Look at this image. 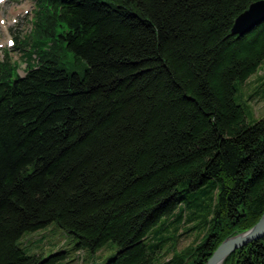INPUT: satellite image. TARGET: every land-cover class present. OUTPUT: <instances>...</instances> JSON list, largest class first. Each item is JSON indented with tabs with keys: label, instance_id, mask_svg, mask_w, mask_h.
Returning a JSON list of instances; mask_svg holds the SVG:
<instances>
[{
	"label": "trees",
	"instance_id": "trees-1",
	"mask_svg": "<svg viewBox=\"0 0 264 264\" xmlns=\"http://www.w3.org/2000/svg\"><path fill=\"white\" fill-rule=\"evenodd\" d=\"M256 1L34 0L14 38L24 76L0 60V264L65 260L19 246L51 224L75 252L115 244L105 264H206L258 222L264 117L247 123L234 96L264 60V22L230 33ZM223 264H264V238Z\"/></svg>",
	"mask_w": 264,
	"mask_h": 264
},
{
	"label": "rangeland",
	"instance_id": "rangeland-1",
	"mask_svg": "<svg viewBox=\"0 0 264 264\" xmlns=\"http://www.w3.org/2000/svg\"><path fill=\"white\" fill-rule=\"evenodd\" d=\"M34 9L33 0H7L0 5V19L4 21L6 27L0 24V60L5 54L19 64L17 73L24 76L26 65L22 61L24 52L19 49L25 45L19 40L17 49L14 46H7V41L15 37L27 35L32 28V11ZM72 54L68 53L67 65L70 66ZM72 69L81 72L80 64H74ZM236 104L240 105L244 111L246 122L254 123L264 117V60L260 64L257 72L250 76L245 82H237L234 96ZM185 230V227L182 226ZM202 229H195L184 234L179 232L177 237L169 242L168 248L172 245L176 253L194 245L196 237ZM75 240L65 234L62 230L51 224L46 228L26 233L19 241V246L29 255H41L44 259L52 254L66 252L65 260L58 264H105L117 253L115 244L109 242L100 248L96 253L91 254L87 250L75 252L73 250ZM172 244V245H171Z\"/></svg>",
	"mask_w": 264,
	"mask_h": 264
},
{
	"label": "water",
	"instance_id": "water-1",
	"mask_svg": "<svg viewBox=\"0 0 264 264\" xmlns=\"http://www.w3.org/2000/svg\"><path fill=\"white\" fill-rule=\"evenodd\" d=\"M264 22V0L251 3L234 20L231 28L232 36H242ZM264 238V213L250 229L230 236L216 248L206 264H223L225 259L236 250Z\"/></svg>",
	"mask_w": 264,
	"mask_h": 264
},
{
	"label": "bare ground",
	"instance_id": "bare-ground-1",
	"mask_svg": "<svg viewBox=\"0 0 264 264\" xmlns=\"http://www.w3.org/2000/svg\"><path fill=\"white\" fill-rule=\"evenodd\" d=\"M7 2V0H5L3 3H6ZM3 27L5 28L6 27V24L4 23L3 24Z\"/></svg>",
	"mask_w": 264,
	"mask_h": 264
}]
</instances>
